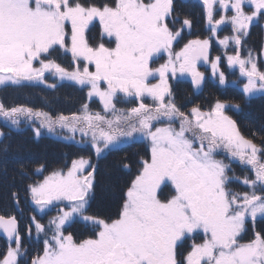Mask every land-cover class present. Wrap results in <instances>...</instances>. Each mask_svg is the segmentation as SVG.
<instances>
[{"label":"snow or ice","instance_id":"snow-or-ice-1","mask_svg":"<svg viewBox=\"0 0 264 264\" xmlns=\"http://www.w3.org/2000/svg\"><path fill=\"white\" fill-rule=\"evenodd\" d=\"M203 5L213 35L220 25L232 26L235 35L220 43L227 46L231 40L236 45L235 55L227 60L247 79L243 93L264 94V71L251 50L246 58L240 55L250 25L264 19V0H203ZM214 5L234 14L214 20ZM174 8V0H0V86L42 84L45 73H52L87 86L88 98L99 97L105 113H93L85 103L80 114L53 118L0 103V117L15 126L21 117L40 120L34 129L37 138L42 128L53 133L57 127L90 135L97 157L134 133L150 141V155L140 159L115 218L87 214L96 169L84 157L73 160L67 172L54 170L29 186L40 213L64 204L47 227L31 217L37 236L43 233L45 238L42 252L30 264H264V232L256 231L257 220L264 221V147L241 134L236 121L225 114L224 102L217 100L206 111L193 106L188 112L176 104L168 74H190L199 88L204 74L197 63L208 62L210 41L190 40L173 53L183 27H191L184 19L174 30ZM97 20L102 41L107 38L113 46L89 43L86 33ZM162 52L168 54L167 62L152 68L150 62ZM61 53L71 54V71L53 58ZM219 61L217 56L211 63L213 75ZM157 75L159 83H150ZM218 79L225 83L223 72ZM121 94L125 103L135 101L136 106L118 109ZM158 123L163 126H155ZM220 154L230 163L217 159ZM232 162L251 175L230 176ZM234 183L247 190L234 191ZM165 187L170 192L162 199ZM77 218L90 226L87 238L77 240L66 231ZM249 223L253 234L244 241ZM31 225L26 228L29 236ZM0 230L8 242L0 264H20L28 253L16 217L0 216ZM189 239V250L179 254L178 246Z\"/></svg>","mask_w":264,"mask_h":264},{"label":"rangeland","instance_id":"rangeland-1","mask_svg":"<svg viewBox=\"0 0 264 264\" xmlns=\"http://www.w3.org/2000/svg\"><path fill=\"white\" fill-rule=\"evenodd\" d=\"M105 2H110V0H95V3L97 4H102ZM200 6L202 7V15L200 16L201 20L199 19V16L197 15L198 21L202 22V29L204 30L201 31L203 34L210 32V34L216 38H218V40L220 41L224 36L225 37H232L235 35V33L232 31V26L231 24H223L220 25L219 28L217 29V32L215 33V35L212 34L211 30H210V26L208 24L207 18H206V12H205V8L204 5L202 3H200ZM218 7H215L214 10V20L219 19L220 15H224V12L222 10H218ZM201 9H198V11H200ZM217 15L215 16V12H217ZM221 11V13H220ZM234 13L231 12H227V15H233ZM99 21H94L92 25H90L89 30L91 31V35L92 39L88 37L89 32L86 33L88 39H89V43L96 45L100 42H104L106 44V46H113L112 44H110L108 41H102L99 40L96 35L102 32V30L100 29V27L98 26ZM261 33H264V28L262 29V31H259ZM207 35V34H205ZM221 35V36H220ZM223 38V39H224ZM229 46L230 49L228 51V56L229 55H235L236 52V45L234 44L233 41L229 40ZM253 50L254 52L252 53L253 56L256 58V63L258 65V68L260 71H264V68H262L264 65H260L259 63V57L257 56L258 54V50L262 51L261 56L264 57V47L261 45H254L253 43H250L248 41V39L243 38V42L240 48V55L242 58H246L247 57V50ZM66 56H71V54H67L63 57V60H67ZM216 56V55H215ZM262 57V59H263ZM54 58V57H53ZM59 63V62H57ZM264 63V61H263ZM37 66H39L37 64ZM74 65H72V67H67V69H69V71H71L73 69ZM238 67V66H236ZM262 68V69H260ZM92 68H90L91 70ZM94 70V69H93ZM199 72L203 73L204 76H206V78H208V80H210L211 74L213 73V71H211L209 74L205 71V70H201L198 69ZM219 71V68H218ZM217 71V72H218ZM236 75L237 76H232V78L229 80V83H224L223 85L219 83H217L219 86H223V87H231L234 90V94L236 95L239 91L243 94V85H244V79L246 77H243L240 75L239 72V67L236 68ZM187 74V73H186ZM219 75V73H217ZM187 76H189V74H187ZM237 79L241 80L239 83L236 84ZM68 81V80H60L59 77L53 75L52 73H45V83H42V87L39 86V84L41 83H24L22 85H13V86H0L2 87L0 89V103L4 104V101H6V104H4L6 107H15V106H25V107H29L32 108L34 111H40V112H46L48 114H50L46 107L43 104V101L45 102V100L49 103H52L53 100L48 101L47 98H49L47 96V92H50L45 86L51 85L52 83H49V81ZM189 80V78H188ZM192 80V78H191ZM219 80V79H218ZM247 80V79H246ZM73 82V81H70ZM247 82V81H246ZM75 83V82H74ZM36 84V86H35ZM234 84V85H233ZM203 85V82H202ZM80 86V85H78ZM82 87V86H80ZM188 87L190 93H186L183 89L181 88H170L172 93H173V97L175 99L176 104L181 107L182 111L188 112L193 106H200L203 110H205V108L209 109L212 105L215 104V102L217 101H211V97L212 95H214V93L216 92V89L214 90V92L212 94L208 93L207 91L204 92L200 91L199 88H197V90H195L196 86L193 85V89L192 86H186ZM203 89V88H202ZM203 93V94H199V93ZM198 93V96L195 97L194 94ZM82 95L84 96V94L82 93ZM229 92L226 91V89H223L222 92H220L217 96V99L221 102L227 103V97L229 96ZM234 95V96H235ZM47 96V97H46ZM45 97V98H44ZM30 98H33V101L30 100ZM92 98H97V97H92ZM123 98V96H122ZM260 98H264V94L260 97ZM99 99V97H98ZM197 99H203V101L205 102L202 105L201 104H197L198 101ZM255 99V98H254ZM82 105L84 104L83 100L81 101ZM120 102H122L121 104V108L120 109H124L127 110L131 107H134V105H131V102H124V98L120 100ZM135 103V101H132ZM146 103L151 104L152 101L150 99H146L145 100ZM46 104V102H45ZM137 102L135 103L136 106ZM95 106L92 105L91 108H94ZM90 108V107H89ZM226 108H227V104H226ZM225 108V109H226ZM254 108H264V101L263 100H255L254 101V106L252 107V109ZM82 109V107H81ZM81 109L79 110V113H81ZM230 113V114H229ZM73 114H78V112H74V113H70L68 115L66 114H61L64 116H71ZM226 115H231L233 118L235 116V114L232 112V110H229L227 113L225 112ZM51 115V114H50ZM52 116V115H51ZM109 116V115H108ZM230 116V117H231ZM53 117V116H52ZM54 118V117H53ZM111 118V117H109ZM0 119H2L4 121V124L9 125V128L4 127V128H0V133H3L2 135V139L5 137V133L6 132H11L13 129H18V130H23L24 128L26 129V131H28V129L30 131H28V133L31 134V139H41L40 137H36L35 136V132L33 131V129L39 127L40 125V120L33 118L32 119V123H34L36 126L29 124V123H24L22 121V119L20 118V124L18 126L12 125L10 121H6L3 117H0ZM25 126V127H22ZM155 126H163V124H156ZM3 130H7V131H3ZM43 131H46L45 133L48 135H51L52 138L56 137V138H62L65 140H70L73 141V143H70L69 145H67V150H64L62 152H66L69 156L68 158L71 159V164L73 160H78L81 157H84L85 159L90 160L91 164L95 166V173H94V186L92 189V193L89 199V207H88V211L87 214L89 215H96V217L101 218V219H109V218H115L120 205L122 204L123 198H124V193L127 191L128 186L130 185V182L132 180V178H134V174L130 176L129 173H132V171L134 170V168L136 167V171L139 168V161L141 158H145L147 159L150 155V151L146 150L147 148L150 149V141H148L147 139H144L140 133H134L132 137H123L121 138V142L119 143V145L111 150H105L104 153H102L99 157L96 156L95 154V150L91 147V136H82L79 132H76L75 134H73L72 132L68 131L67 129H61L59 127L56 128L55 132L53 133H49L47 128H42L41 129V135L43 134ZM26 138H21L20 141H25ZM19 141V142H20ZM254 143H256V141H253ZM257 145H259L258 143H256ZM145 149V150H142ZM63 149V148H62ZM70 152V153H68ZM137 156V164H133L131 162L132 157H136ZM217 159H223L225 163H230V161L228 159L225 158L224 155L221 156H217ZM100 163L102 164L101 166V174H103L104 172H108V174L116 172L117 168L119 170V172L122 173V177L120 176L119 179H117L119 181V186L114 185L113 181L110 182L111 180H107L104 181V179H99V165ZM127 164L129 165V169H125L124 165ZM239 165L238 163H231V169L232 171L229 172V175H235L240 177L241 179L245 176V175H251V173L249 171H247L245 168H243L241 165ZM241 166V167H240ZM62 168H55V169H48V170H42V175L41 177H44L49 175L52 171L54 170H61ZM244 169V171H242ZM63 170V169H62ZM68 169L63 170L64 172H67ZM117 170V172H118ZM88 171H91V169H88ZM118 172V173H119ZM135 172V171H133ZM136 173V172H135ZM39 177V178H41ZM37 178V179H39ZM43 179H39L36 182H42ZM99 182V184H98ZM102 182V183H101ZM108 184H110V186H108ZM32 185V184H31ZM96 185H99L96 187ZM112 185V186H111ZM23 186V184L20 185V188ZM119 188V190H116V188ZM232 189L234 191H246L247 189H245L241 184L238 183H234L231 185ZM105 190V194L104 195H108L109 197H104L105 200L109 199H114V201H116L117 199V203L116 205H112V203H107L108 201H106V205L107 207H105L104 204V200H101L100 198V193L103 192ZM170 192V187H165L163 188L161 195V198L164 199L169 195ZM14 196L17 198L18 202H24L25 207L30 206L32 208V214H28V218L24 217V222L22 224V228H23V233H21L22 237H23V241L24 240H28L27 238V231H26V222H30L31 221V215L32 217L35 216L34 214L38 213L41 215L47 214V218H48V222L57 216L58 214V208L63 207L64 204L62 203H57L53 206H49L48 209L45 210V213H40L37 208L36 205L33 203L32 198H31V193L29 191V187L26 186L24 184V187H22V191H16L14 193ZM22 199V201H21ZM66 203V202H65ZM98 203L100 204V208L98 209ZM25 207L23 206L22 208L25 209ZM22 209V210H23ZM15 211H13L14 213ZM107 213V214H106ZM7 217L11 216V214H4ZM79 219V218H77ZM27 223V224H28ZM84 226L87 228L88 232H91V228L90 226L84 224ZM32 229H33V235L37 236L36 232H35V228L34 225H32ZM256 231H261L264 232V221L258 219L256 222ZM252 225L251 223H249L248 225V231L247 234L243 237L244 241H247L248 239H250L252 237ZM26 235V237H25ZM34 238V237H33ZM196 242H200V237L197 236L196 237ZM192 243V240H186L184 242H182L179 246H178V253L179 254H186L187 250H189L190 245ZM13 247L15 246L14 244L12 245ZM0 249H2V241L0 240ZM5 250V249H4ZM27 251H29V249L27 248ZM31 253H35L37 250L36 249H30ZM36 254H34L35 256Z\"/></svg>","mask_w":264,"mask_h":264},{"label":"flooded vegetation","instance_id":"flooded-vegetation-1","mask_svg":"<svg viewBox=\"0 0 264 264\" xmlns=\"http://www.w3.org/2000/svg\"><path fill=\"white\" fill-rule=\"evenodd\" d=\"M200 3L203 4V0H174V5H175L174 16L178 18V22L175 24L174 30L181 28L184 19H188L191 21V27L190 28L187 26L183 27L181 36L178 38L177 41L173 42L172 51L173 53L181 51L184 45L187 44L190 40L209 39L210 41L209 50H208L209 60L207 63H205L203 60L199 61L197 63V70L198 69L205 70L209 74L212 71L211 63L216 60L217 56H219L220 57V61L218 63L219 71L217 73L223 72L225 76V82L229 83V80L232 78V76H237L236 68L238 67L236 66L233 67L228 64L227 57H228V51L230 49V46L229 44L227 46H224L220 43V41L224 38V36H222L223 38L219 41L218 38L212 36L210 32L205 33L207 35L201 32V31L204 32V30L202 29L203 28L202 22L198 21V18H197V15H198L199 19L201 20L200 16L202 15V7L200 6ZM216 6L218 7L217 9L220 10L218 5H214V10ZM198 9H201V10L198 11ZM245 10L246 11L249 10L248 6H245ZM217 13L218 11L215 12V16L217 15ZM224 15H227V13H224ZM98 26L100 27L99 23H98ZM170 27H172L171 23H170ZM263 28H264V19L258 18L257 20L253 22L252 25H250L249 35L244 38L248 39V41L250 43H253L254 45L258 44L264 47V33L259 32V31H262ZM88 32H89L88 37L92 39V36L90 37L91 31L89 30ZM96 37L99 40H102L101 33L99 34V36L97 34ZM103 40L108 41L107 38H104ZM250 50L251 49L247 50L246 53L248 54ZM251 52L253 53L254 51L251 50ZM261 54H262V51L258 50L257 56L259 57V63L260 65H264L263 63L264 57L261 56ZM167 60H168V54L166 52H162L153 58V60L150 62V66L152 68H158L161 64L166 63ZM262 68H264V66ZM240 81L241 80L237 79L236 84L239 83ZM246 81L247 80L245 78L244 84L246 83ZM149 82L153 84L159 83L158 75L156 77L150 78ZM217 83H219L218 74L213 75L212 73L210 80H208V78L204 76L202 92H204L205 94V91H207L208 93L212 94L214 90L216 89L214 96L218 97L217 95L220 92H222L223 89H226V91L229 92L230 94L227 97L228 104L231 105V107L228 108V110H233L232 112L238 116H246L247 113L249 114V118H250L249 131L252 134H255L256 132H258V134L263 136V140H262L263 144L261 146L264 147V123H261L259 121L260 120L259 118L264 115V108H254L253 110H251L252 107L254 106L255 100L264 101V98H260L263 94L255 93L251 96H248L244 93L242 94L239 91L236 96L234 94V90L231 87L226 88L223 86H219ZM168 85L170 88H181L186 93H190L188 87L186 86H192V89H193V83L191 80V76L190 74L189 76H187L186 73L182 75L179 72H177L175 76L169 73L168 74ZM202 92L199 94H203ZM194 96L197 97L198 93H195ZM237 105L239 106L238 108L236 107ZM35 217L41 224L45 225L46 227L48 226L49 222H48L47 214L38 215ZM22 224H23V220L19 221L20 233H23ZM84 224H85L84 222L80 221L79 219H76L70 226H66V231L72 233L73 236L77 240L87 238L88 236L91 235V232L87 231V228L84 226ZM26 225H27L26 226L27 228L31 224L29 223ZM26 235H27L28 240L23 241V247L26 249L28 248L29 251H27L28 253L27 256L21 259L20 264H30V260L34 256V254H37L38 252H42V248H43V240L45 238L43 233H41L39 237L33 235V232L31 233L30 236L28 232L26 233ZM48 235L50 236L51 232H49ZM7 247H8L7 240L2 239V249H0V258H2L3 254L6 252ZM30 249H36L37 251L35 253H31Z\"/></svg>","mask_w":264,"mask_h":264},{"label":"trees","instance_id":"trees-1","mask_svg":"<svg viewBox=\"0 0 264 264\" xmlns=\"http://www.w3.org/2000/svg\"><path fill=\"white\" fill-rule=\"evenodd\" d=\"M47 96L49 97L47 98L48 101L51 102V100H53V102L49 103L45 100L46 104L44 101L43 104L54 118L61 114L68 115L74 112L79 113L82 107L79 94L77 91L74 92L73 89L70 88H62V92L61 90L51 93L47 92ZM30 100L33 101V98H30ZM85 103H87L86 93L84 97V104ZM4 104H6V101H4ZM22 120L23 122H29L27 117H23ZM28 131L30 130L28 129ZM28 131H26L25 128L23 130L13 129L11 132H6L5 137L0 139V210L4 214L16 210L15 203L17 199L14 193L22 190L24 184L28 187L31 184H35L36 181L40 179L39 177L42 175V170L55 168L66 169L71 166V159L68 158L69 155L62 151L67 150V145L73 143V141H67L56 137L52 138L51 135L45 133L46 131H43V134L40 136L41 139L32 140L31 134L28 133ZM23 137L26 138V140L20 141ZM102 164L100 163L99 165V179H104V181L112 179L110 182L113 181L114 185H118L119 181L117 179H119L120 176L122 177V173L115 168L116 172H114V174H108V172L101 174L100 169ZM41 167L42 170L37 171V169ZM21 184H23V186L20 188ZM97 186L99 185H96V187ZM108 186H110V184H108ZM104 194L105 190L100 193V198L104 200V204L108 201L107 203L116 205L117 201H114V199L105 200L104 197L109 196ZM19 204L23 206L24 202H19ZM106 204L105 207H107ZM99 205L98 203V209L100 208Z\"/></svg>","mask_w":264,"mask_h":264},{"label":"bare ground","instance_id":"bare-ground-1","mask_svg":"<svg viewBox=\"0 0 264 264\" xmlns=\"http://www.w3.org/2000/svg\"><path fill=\"white\" fill-rule=\"evenodd\" d=\"M259 119H260V120H259ZM259 119H258V120H259L261 123H264V115L261 116ZM117 186H119V185H117ZM119 187H120V186H119ZM116 190H119V188L117 187ZM116 201H117V199H116Z\"/></svg>","mask_w":264,"mask_h":264},{"label":"water","instance_id":"water-1","mask_svg":"<svg viewBox=\"0 0 264 264\" xmlns=\"http://www.w3.org/2000/svg\"><path fill=\"white\" fill-rule=\"evenodd\" d=\"M0 234L3 235V236H5V235L3 234V232H2V230H0Z\"/></svg>","mask_w":264,"mask_h":264}]
</instances>
